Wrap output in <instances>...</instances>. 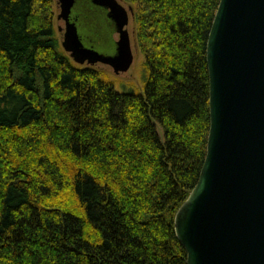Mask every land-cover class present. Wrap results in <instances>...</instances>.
Wrapping results in <instances>:
<instances>
[{"label": "trees", "instance_id": "trees-1", "mask_svg": "<svg viewBox=\"0 0 264 264\" xmlns=\"http://www.w3.org/2000/svg\"><path fill=\"white\" fill-rule=\"evenodd\" d=\"M125 1L143 94L70 58L53 0H0V264H187L174 219L207 154L221 0Z\"/></svg>", "mask_w": 264, "mask_h": 264}, {"label": "water", "instance_id": "water-1", "mask_svg": "<svg viewBox=\"0 0 264 264\" xmlns=\"http://www.w3.org/2000/svg\"><path fill=\"white\" fill-rule=\"evenodd\" d=\"M62 48L78 65L115 74L133 62L129 11L119 0H85L116 30V54L86 47L73 16L78 0H56ZM60 31L63 28L60 27ZM210 129L199 180L176 212L187 264H264V0H221L207 43Z\"/></svg>", "mask_w": 264, "mask_h": 264}, {"label": "rangeland", "instance_id": "rangeland-1", "mask_svg": "<svg viewBox=\"0 0 264 264\" xmlns=\"http://www.w3.org/2000/svg\"><path fill=\"white\" fill-rule=\"evenodd\" d=\"M53 23L55 34L60 45L64 35V22L58 20L60 8L56 0H53ZM87 2V1H86ZM85 0H78L73 8V16L80 18L78 32L86 47H91L103 56L111 57L116 54L115 27L106 16H95L91 13L90 7ZM119 2L129 10L132 6L125 0ZM132 9H134L132 7ZM63 28L62 31L59 29ZM129 34L133 50V62L130 69L124 74L117 75L113 69L105 64H98L95 68L101 73V79L111 83L119 93H137L143 94L146 79L148 78V69L145 66V57L141 53L136 41V21L135 11L133 14L129 11ZM62 46V45H61Z\"/></svg>", "mask_w": 264, "mask_h": 264}]
</instances>
